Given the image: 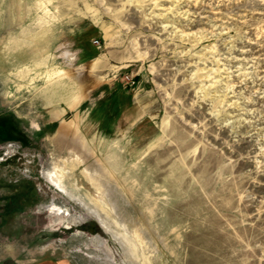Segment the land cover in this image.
Instances as JSON below:
<instances>
[{"label": "rangeland", "instance_id": "1", "mask_svg": "<svg viewBox=\"0 0 264 264\" xmlns=\"http://www.w3.org/2000/svg\"><path fill=\"white\" fill-rule=\"evenodd\" d=\"M0 251L264 264V0H0Z\"/></svg>", "mask_w": 264, "mask_h": 264}, {"label": "crops", "instance_id": "2", "mask_svg": "<svg viewBox=\"0 0 264 264\" xmlns=\"http://www.w3.org/2000/svg\"><path fill=\"white\" fill-rule=\"evenodd\" d=\"M100 54L97 55V57H99ZM95 56V58H97ZM139 88V84H137L135 87L129 88L125 90V94L127 96H130L131 98H129V100L131 99V103H130V107H134L137 108L138 111L141 110V103L140 100L137 98L135 92H137ZM133 98V99H132ZM0 264H66L65 262H54L51 260H43V261H39V262H20V259L18 257H12L9 258L8 255H5V253L3 251H0Z\"/></svg>", "mask_w": 264, "mask_h": 264}, {"label": "bare ground", "instance_id": "3", "mask_svg": "<svg viewBox=\"0 0 264 264\" xmlns=\"http://www.w3.org/2000/svg\"><path fill=\"white\" fill-rule=\"evenodd\" d=\"M65 128H66V127H64L63 130H62L63 132H65ZM63 132H61V133H63ZM61 133H60V134H61ZM48 178H49L52 182H54V183L57 184V181H58V180H57V178H56L55 176H49ZM58 211H60V210H56V213H59Z\"/></svg>", "mask_w": 264, "mask_h": 264}, {"label": "built area", "instance_id": "4", "mask_svg": "<svg viewBox=\"0 0 264 264\" xmlns=\"http://www.w3.org/2000/svg\"><path fill=\"white\" fill-rule=\"evenodd\" d=\"M96 44H99V42L96 41ZM126 79L128 80V82H129L130 84H132V85L135 84V80H134V78H129L128 76H126Z\"/></svg>", "mask_w": 264, "mask_h": 264}, {"label": "flooded vegetation", "instance_id": "5", "mask_svg": "<svg viewBox=\"0 0 264 264\" xmlns=\"http://www.w3.org/2000/svg\"><path fill=\"white\" fill-rule=\"evenodd\" d=\"M88 229L91 230V226H88Z\"/></svg>", "mask_w": 264, "mask_h": 264}]
</instances>
